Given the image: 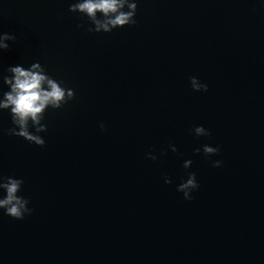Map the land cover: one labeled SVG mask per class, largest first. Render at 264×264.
I'll return each instance as SVG.
<instances>
[{"label": "water", "instance_id": "95a60500", "mask_svg": "<svg viewBox=\"0 0 264 264\" xmlns=\"http://www.w3.org/2000/svg\"><path fill=\"white\" fill-rule=\"evenodd\" d=\"M78 2L0 0V99L35 63L74 93L29 122L43 147L0 109V183L33 209L0 210V264H264V0H128L108 32Z\"/></svg>", "mask_w": 264, "mask_h": 264}, {"label": "clouds", "instance_id": "9594fccd", "mask_svg": "<svg viewBox=\"0 0 264 264\" xmlns=\"http://www.w3.org/2000/svg\"><path fill=\"white\" fill-rule=\"evenodd\" d=\"M129 11H124L125 7ZM72 11L79 10L95 23L96 31L103 29L105 32L111 31V28L121 27L135 23L133 17L136 12L137 5L129 3L128 0H80V2L70 6ZM100 13L105 17L104 21L97 19V14ZM12 39L5 34L0 36V49L7 50L9 45L6 43ZM11 78L5 77L4 81L9 87L10 91L4 93V98L0 99V109L10 110L12 121L18 125L19 131L15 128L8 130L9 135L23 138L29 143L43 147L45 141L37 135H32L29 132V122L37 126V132L43 131L44 128L40 124L42 114L48 106L59 108L67 99L73 97L74 93L71 90H66L60 86L54 79L49 78L43 73L40 65L35 63L31 69H25L21 66H15L10 69ZM193 87L208 91V86L197 84L195 80L192 81ZM101 130H104V125L100 124ZM198 134L205 133L203 127H197ZM206 154H219V148L204 146ZM199 149H197V152ZM148 155V154H147ZM155 159V157H151ZM223 162L216 160L213 162V167H222ZM165 183H171L170 180L165 179ZM23 180L5 177L4 182L0 183V189L6 193L0 198V210L4 214L15 219L23 220L26 215H31L33 209H29L28 200L22 196H18ZM199 189V184L196 181L195 174H191L186 182L179 185L177 191L183 193L185 200L191 201L193 196L190 193Z\"/></svg>", "mask_w": 264, "mask_h": 264}]
</instances>
